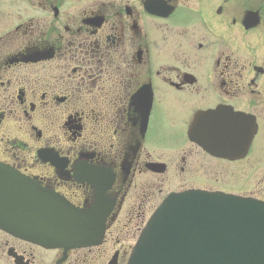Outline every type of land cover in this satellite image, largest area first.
<instances>
[{
  "label": "flooded vegetation",
  "instance_id": "1",
  "mask_svg": "<svg viewBox=\"0 0 264 264\" xmlns=\"http://www.w3.org/2000/svg\"><path fill=\"white\" fill-rule=\"evenodd\" d=\"M3 170L102 234L48 246L0 225V264H127L174 191L264 201V0H0Z\"/></svg>",
  "mask_w": 264,
  "mask_h": 264
},
{
  "label": "water",
  "instance_id": "2",
  "mask_svg": "<svg viewBox=\"0 0 264 264\" xmlns=\"http://www.w3.org/2000/svg\"><path fill=\"white\" fill-rule=\"evenodd\" d=\"M0 179L7 182L0 184V223L9 230L66 246L101 236V226L89 225L94 216L60 196L9 170ZM128 264H264V203L221 192H172L142 229Z\"/></svg>",
  "mask_w": 264,
  "mask_h": 264
},
{
  "label": "rangeland",
  "instance_id": "3",
  "mask_svg": "<svg viewBox=\"0 0 264 264\" xmlns=\"http://www.w3.org/2000/svg\"><path fill=\"white\" fill-rule=\"evenodd\" d=\"M204 161H205L204 164L210 165L209 163H207L206 160H204ZM230 169L232 171L231 177H230V186L238 185L242 180V177L239 176V165L238 164H231ZM254 183H255V180L253 181V183L251 185L252 189H248L246 193H249V192L254 190V188H253Z\"/></svg>",
  "mask_w": 264,
  "mask_h": 264
}]
</instances>
